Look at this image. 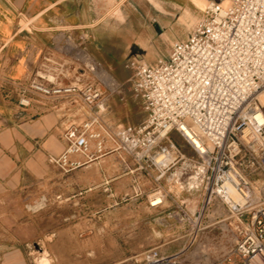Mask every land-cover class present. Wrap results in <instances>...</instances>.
Returning a JSON list of instances; mask_svg holds the SVG:
<instances>
[{
    "label": "built area",
    "instance_id": "obj_1",
    "mask_svg": "<svg viewBox=\"0 0 264 264\" xmlns=\"http://www.w3.org/2000/svg\"><path fill=\"white\" fill-rule=\"evenodd\" d=\"M128 65L130 88L145 116L114 129L100 117L104 92L93 81L61 85L49 79L47 70L35 71L26 79L6 81L3 92L21 107L67 95L86 110L79 122L62 130L64 148L49 162L68 171L105 149L117 151L123 169L151 179L150 198L139 175L133 174L130 183L132 196H146L149 206L169 201L177 209L173 215L188 221L200 220L210 205L225 207L237 237L218 264H264V180L257 184L248 176L258 172L264 177V106L259 100L264 93V0H208L187 37L174 41L164 59L148 63L135 57ZM172 133L192 153L183 151ZM165 176L167 186L161 182ZM199 230L198 223L188 234L196 236ZM177 256L152 247L133 264H184Z\"/></svg>",
    "mask_w": 264,
    "mask_h": 264
},
{
    "label": "crops",
    "instance_id": "obj_2",
    "mask_svg": "<svg viewBox=\"0 0 264 264\" xmlns=\"http://www.w3.org/2000/svg\"><path fill=\"white\" fill-rule=\"evenodd\" d=\"M156 3L152 0H0V264H31L26 247L31 241L32 214L15 210L12 205L29 201L32 188L49 187L56 196L55 212L45 216L55 220V228L45 225L43 234L49 230L52 234H106L108 222L97 221L109 219L107 212L113 204L123 201L125 193L131 195L126 199L130 201L143 197L132 196L130 179L108 178L107 170L100 166L97 170L91 161L68 171L50 165L48 157L59 155L64 148L62 130L70 123L79 122L86 110L66 100L67 95L54 100L35 99L31 106L21 107L14 96L4 95L6 81L34 75L42 60L64 54L62 50L69 39L93 58L98 55L101 59L95 45L104 41L110 27L114 28L112 36L117 39L129 37L144 43L153 37V32L139 13L170 10L168 5ZM112 10L126 14L122 19L116 18L111 26L105 22V13ZM164 58L155 57L149 63ZM107 101L104 94L103 102ZM102 156L105 155L97 158ZM109 158L111 155H106L98 162ZM51 172L54 180L49 179ZM142 183L145 192L152 188L145 177Z\"/></svg>",
    "mask_w": 264,
    "mask_h": 264
},
{
    "label": "rangeland",
    "instance_id": "obj_3",
    "mask_svg": "<svg viewBox=\"0 0 264 264\" xmlns=\"http://www.w3.org/2000/svg\"><path fill=\"white\" fill-rule=\"evenodd\" d=\"M152 1L155 4L159 1L168 5L170 10L139 13L147 20L145 25H149L153 32V37L148 38L144 43L132 41L129 37L117 39L112 36L114 28L110 27L103 38L104 41L95 45L96 53H99L101 59L97 57L98 55L93 58L81 45L69 39L67 47L62 50L64 54L59 53V58L52 56L48 61L42 60L37 69L38 73L43 74L44 69L48 70L49 79H54L61 85L95 82L107 96L108 101L104 102L100 117L111 129L121 123L141 122L145 114L140 99L133 95L130 88L132 69L128 65L129 61L137 55L148 63L155 57H166L171 44L187 35L200 18L202 8L207 4V0ZM195 2L202 8L196 7ZM105 14L107 17L105 22L112 26L116 18L122 19L126 13L112 10ZM96 39H99V36ZM69 45L74 47L70 48ZM82 55L89 57L90 61L85 60ZM91 61L112 77L113 85L97 75L94 70L95 65ZM172 137L179 142L183 151L192 153L181 137L176 133H172ZM102 155H111V158L98 162L105 157L102 156L89 161L95 163L97 170L99 166L100 169L105 168L109 174L108 178L120 176L131 180L133 174H140L139 172L131 174L123 169L117 151L105 149ZM80 159L84 160V158ZM126 160L132 167L131 161L127 158ZM48 163L59 167L56 163ZM248 176L257 184L264 180L263 175L258 172ZM139 177L141 180L144 178L142 175ZM49 179L54 180V172L49 173ZM147 180L151 183V179ZM161 182L167 186L166 176ZM150 192L151 190L146 192L149 198ZM182 196L187 195L182 193ZM55 198L53 189L36 187L31 189L29 201L12 205L15 210L22 209L32 214L31 241L26 247L31 264H48V260L49 264H133L141 252L152 247H159L165 253H178L177 259L184 264H218L234 245L237 237L229 225L231 219H227L228 213L225 207L218 203L208 206L200 220L188 221L180 220L173 215L177 209L172 205L168 206L169 201L151 207L144 195L137 201L123 200L113 204L107 212L110 221L109 219L97 221L101 224L103 221L108 222L109 228L106 234H52L50 230L48 234H43L41 232L45 225L48 228H55V220L45 218L46 215L55 212ZM172 211V215H168ZM243 219L248 221L249 215L245 214ZM198 223L201 230L197 235L188 234L192 227H197ZM195 251L197 257L193 254ZM42 255L47 257L44 258L46 262L41 260Z\"/></svg>",
    "mask_w": 264,
    "mask_h": 264
},
{
    "label": "bare ground",
    "instance_id": "obj_4",
    "mask_svg": "<svg viewBox=\"0 0 264 264\" xmlns=\"http://www.w3.org/2000/svg\"><path fill=\"white\" fill-rule=\"evenodd\" d=\"M225 1H227V0H225ZM207 3H208V0H207ZM194 5L196 6V7H201L202 8V6H198V4L195 2L194 3ZM203 9V8H202ZM70 46V48H72V47H74V46H72V45H69ZM81 54V53H80ZM85 57V55H82V57ZM81 58V57H80ZM92 59V58H91ZM85 60H87V61H90V58L89 57H85ZM91 63L93 64V65H95V71L97 72V75L99 74L101 77H102V79L104 80V81H106V82H108V83H110V84H112L113 85V79H112V77L109 75V74H107L99 65H97V64H95L94 62H92L91 61ZM259 95H261V96H259V100H260V102H261V104L264 106V93H260ZM187 134L188 135H190L192 138H193V141H194V143L196 144V145H200V140L197 138V137H194L193 135H192V133H191V131H189V130H187ZM193 254H194V256H196L197 257V252L195 251V252H193ZM45 257H41V260H43V261H45V259H44ZM46 262V261H45ZM47 263H48V261H47ZM49 264V263H48Z\"/></svg>",
    "mask_w": 264,
    "mask_h": 264
}]
</instances>
